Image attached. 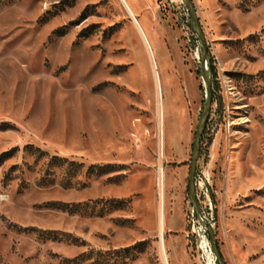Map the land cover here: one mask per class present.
Wrapping results in <instances>:
<instances>
[{"label":"rangeland","instance_id":"374dc122","mask_svg":"<svg viewBox=\"0 0 264 264\" xmlns=\"http://www.w3.org/2000/svg\"><path fill=\"white\" fill-rule=\"evenodd\" d=\"M192 3L196 197L226 264H264V0ZM200 64L182 0H0V264H219L188 194Z\"/></svg>","mask_w":264,"mask_h":264},{"label":"water","instance_id":"95a60500","mask_svg":"<svg viewBox=\"0 0 264 264\" xmlns=\"http://www.w3.org/2000/svg\"><path fill=\"white\" fill-rule=\"evenodd\" d=\"M182 2L184 3L185 8L188 12L191 27L201 47V64H200L199 70L201 74L202 83L205 88V99L203 103V108H202L201 115L197 123L196 131H195V135H194V139L192 143V152H191L189 172H188V194L190 197V201L192 203V207L197 215L198 221L201 223L202 226L206 228V231L208 233L211 252L213 253L215 259L217 260L219 264H226L218 248V245L215 239V232L213 230V226L211 223L203 219L200 205L197 200L196 193H195L194 174H195L197 159L199 156L201 136L203 134L204 126L208 119V115L211 109L212 86H211V76L209 74L208 67H207V59H208L207 48H206L201 24L196 15L192 0H182Z\"/></svg>","mask_w":264,"mask_h":264},{"label":"trees","instance_id":"16d2710c","mask_svg":"<svg viewBox=\"0 0 264 264\" xmlns=\"http://www.w3.org/2000/svg\"><path fill=\"white\" fill-rule=\"evenodd\" d=\"M256 2H258V1H260V0H255ZM213 63H212V61L210 60V58H209V65H210V70H213V65H212ZM212 101H213V99H212ZM127 249V248H126ZM98 254H101L100 252H97ZM107 257V256H106ZM106 257H103V259H102V261H104L105 260V262H106V264H117L116 262H113V263H109L110 261L106 258ZM101 261V262H102Z\"/></svg>","mask_w":264,"mask_h":264},{"label":"bare ground","instance_id":"6f19581e","mask_svg":"<svg viewBox=\"0 0 264 264\" xmlns=\"http://www.w3.org/2000/svg\"><path fill=\"white\" fill-rule=\"evenodd\" d=\"M125 5H126V2L124 1ZM127 6V5H126ZM128 8V7H127ZM129 9V8H128ZM130 11V10H129ZM131 13V11H130ZM132 15V14H131ZM162 140V138H161ZM162 183H164V178L162 177ZM163 206V205H162ZM164 207H162V209L160 210V221L162 222V224L164 223V210H163ZM162 247L164 248V244L162 243Z\"/></svg>","mask_w":264,"mask_h":264}]
</instances>
